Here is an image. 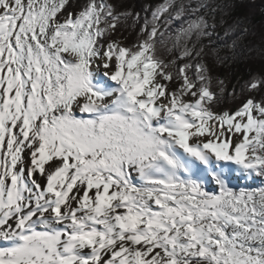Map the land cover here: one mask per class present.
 <instances>
[{"label":"snow or ice","instance_id":"6c2138e0","mask_svg":"<svg viewBox=\"0 0 264 264\" xmlns=\"http://www.w3.org/2000/svg\"><path fill=\"white\" fill-rule=\"evenodd\" d=\"M118 7L0 0V264H264V187L229 185L264 184V74L217 110L204 59L229 5L161 0L130 46Z\"/></svg>","mask_w":264,"mask_h":264},{"label":"trees","instance_id":"16d2710c","mask_svg":"<svg viewBox=\"0 0 264 264\" xmlns=\"http://www.w3.org/2000/svg\"><path fill=\"white\" fill-rule=\"evenodd\" d=\"M112 2V0H109ZM161 0H119L118 10L140 13V22L133 24L131 20L122 22L113 39L125 45H133L137 41L140 27L145 15L151 19V8ZM218 4L229 5L217 19L223 17L211 41L205 39L207 55L205 62L211 68V90L221 95V103L217 110H235L241 100L248 96L244 90L246 83L255 76L264 74V0H215ZM73 10H78L82 0H72ZM148 8L146 13L144 10ZM247 29V31H244ZM235 45L234 48L230 47ZM214 50V51H213ZM161 58L169 59L167 53L158 45ZM217 57H220L218 60ZM175 71V69H173ZM223 80L224 93H220ZM235 91V96L231 95Z\"/></svg>","mask_w":264,"mask_h":264},{"label":"rangeland","instance_id":"374dc122","mask_svg":"<svg viewBox=\"0 0 264 264\" xmlns=\"http://www.w3.org/2000/svg\"><path fill=\"white\" fill-rule=\"evenodd\" d=\"M229 185L230 187L233 188V190L236 191H239L241 188H246L251 190L252 188L264 187V184H261L259 182V178H257L255 181H247L237 174H233L229 177ZM206 188L210 192L217 191V186L213 183L207 184Z\"/></svg>","mask_w":264,"mask_h":264},{"label":"bare ground","instance_id":"6f19581e","mask_svg":"<svg viewBox=\"0 0 264 264\" xmlns=\"http://www.w3.org/2000/svg\"><path fill=\"white\" fill-rule=\"evenodd\" d=\"M232 167H233V168H235V166H232ZM233 174H236V173H235V172H233L231 175H233ZM231 175H230V176H231ZM230 176H229V177H230ZM137 183H138V182H137Z\"/></svg>","mask_w":264,"mask_h":264}]
</instances>
